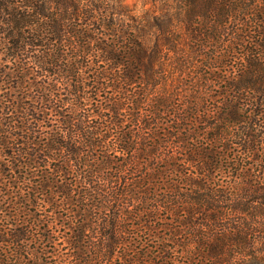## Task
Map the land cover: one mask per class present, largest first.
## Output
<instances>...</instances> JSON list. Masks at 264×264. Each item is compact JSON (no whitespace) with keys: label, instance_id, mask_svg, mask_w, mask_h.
<instances>
[{"label":"trees","instance_id":"trees-1","mask_svg":"<svg viewBox=\"0 0 264 264\" xmlns=\"http://www.w3.org/2000/svg\"><path fill=\"white\" fill-rule=\"evenodd\" d=\"M0 0V264H264V0Z\"/></svg>","mask_w":264,"mask_h":264},{"label":"rangeland","instance_id":"rangeland-1","mask_svg":"<svg viewBox=\"0 0 264 264\" xmlns=\"http://www.w3.org/2000/svg\"><path fill=\"white\" fill-rule=\"evenodd\" d=\"M125 3L128 4L131 8H134L137 4L141 2L139 0H125Z\"/></svg>","mask_w":264,"mask_h":264}]
</instances>
